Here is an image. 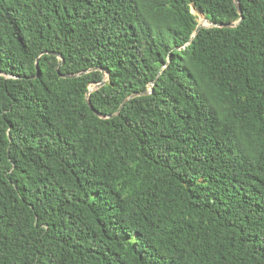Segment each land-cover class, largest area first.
<instances>
[{"label": "trees", "instance_id": "16d2710c", "mask_svg": "<svg viewBox=\"0 0 264 264\" xmlns=\"http://www.w3.org/2000/svg\"><path fill=\"white\" fill-rule=\"evenodd\" d=\"M238 2L191 38L233 0H0V264H264V0Z\"/></svg>", "mask_w": 264, "mask_h": 264}, {"label": "water", "instance_id": "95a60500", "mask_svg": "<svg viewBox=\"0 0 264 264\" xmlns=\"http://www.w3.org/2000/svg\"><path fill=\"white\" fill-rule=\"evenodd\" d=\"M233 2H234V5H235V7H236L237 12L241 15L240 18H239L238 20L233 21V22H230V23H219V24H214V23L208 21V20L205 18V19L210 23V26L216 25V26H219V27H234V26H236V25H237V24L243 19V16H242V10H241V8H240V5H239L238 0H233ZM202 27H209V26H204L203 24L198 23L197 26H196V28H195V30H194V32H193V34L191 35V38H192V37H193V36H194V35H195V34H196V33H197ZM188 42H189V41H188ZM58 57H59V56H58ZM61 63H62V61H61L60 63H58L57 66H56V71H57L58 74H60V73H59V70H58V67L60 66ZM84 72H85V71H82V72H79V73H76V74H60V76H61V77H74V76H77V75L82 74V73H84ZM37 74H38V71H37ZM37 74H36V75H37ZM104 82H105V80L102 79L99 83H95V84H93L92 86H90V87L88 88L87 92H86V95H85L86 103L90 106V108H91V110L93 111V113L96 114V115L99 116V117H104V115H102L99 111H97L96 109H94L93 107H91V105H90V103H89V92L92 91V90H94V89H96V88H98L99 86H101L102 84H104ZM149 92H151V88L148 89V90H146V91H143V92H138V93L130 94L128 97H126V98L124 99V101L122 102V104L117 108L116 112L113 113V114L110 115V116H113V115L117 114V113L119 112V110L121 109V106L123 105V103H124L125 101H127L128 99H130V98H132V97H135V96H137V95L147 94V93H149Z\"/></svg>", "mask_w": 264, "mask_h": 264}, {"label": "rangeland", "instance_id": "374dc122", "mask_svg": "<svg viewBox=\"0 0 264 264\" xmlns=\"http://www.w3.org/2000/svg\"><path fill=\"white\" fill-rule=\"evenodd\" d=\"M191 10L197 16L198 23L203 24L204 26H210V23L199 10H196L195 8H192Z\"/></svg>", "mask_w": 264, "mask_h": 264}]
</instances>
